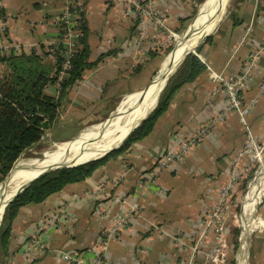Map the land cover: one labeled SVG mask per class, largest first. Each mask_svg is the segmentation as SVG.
Masks as SVG:
<instances>
[{
	"label": "crops",
	"instance_id": "1",
	"mask_svg": "<svg viewBox=\"0 0 264 264\" xmlns=\"http://www.w3.org/2000/svg\"><path fill=\"white\" fill-rule=\"evenodd\" d=\"M79 1L84 9L90 61L102 59L94 68L84 70L79 81L60 98V108L69 116H65L66 123L57 120V128L87 127L86 114L109 113L118 102L138 92L145 58L156 46L149 38L156 24L145 20L137 35L140 18L126 4L117 0ZM136 1L144 5L142 0ZM190 6L191 0H155L152 9L175 31L188 16ZM234 8L195 50L205 69L173 94L147 137L109 159L84 181L65 187L42 203L19 209L11 222L6 252H0V264H69L59 252L89 260L110 225L108 220L95 217L96 206L100 204L111 216L124 215L134 200L139 205L138 214L108 244L104 264H215L209 259L212 232L192 252L204 218L216 203L219 189L227 183L248 135L255 143H264V94H259L264 83V50L257 52L264 42V0H237ZM63 11L62 0H0L2 56L34 54L54 64L51 45L60 40L58 22ZM136 41L141 45L135 46ZM139 49L142 51L137 55ZM254 53L258 54L248 89L242 95L243 103L256 98L245 118L247 131L235 113H228L155 184L141 188V178L161 156L175 150L224 110L226 97L210 81L209 70L234 77ZM4 70L0 64V74ZM45 92L54 97L58 93L55 86H48ZM238 173L240 176L241 168ZM236 192L233 207L240 209L238 189ZM258 215L264 221V209ZM229 222L225 234L231 227ZM249 235L248 264H264V228ZM32 240L41 248L28 249ZM226 257L224 252L217 264H225Z\"/></svg>",
	"mask_w": 264,
	"mask_h": 264
},
{
	"label": "trees",
	"instance_id": "2",
	"mask_svg": "<svg viewBox=\"0 0 264 264\" xmlns=\"http://www.w3.org/2000/svg\"><path fill=\"white\" fill-rule=\"evenodd\" d=\"M202 1L197 0L198 4ZM78 30L80 37L77 40V50L70 60L71 67L67 77L60 82L59 97L56 99L47 96L44 89L47 84L56 81L52 73L58 72L59 66L53 70L55 65L43 62L34 54L0 57V64L5 67L4 72L0 74V181L7 176L21 154L44 136L42 124H45V128H49L54 123L60 97L79 81L84 70L94 68L100 63L102 56L94 62L90 61L84 20L79 23ZM60 47L58 50L61 49ZM153 55L150 54L151 57ZM55 56L54 63L60 65L63 61L61 54L56 52ZM204 69L205 67L194 54L185 56L177 71L168 79L159 95L155 109L117 149L83 165L50 171L14 198L5 207L1 218L0 252H6L11 222L20 208L29 204L42 203L65 187L84 181L109 159L118 156L133 143L147 137L157 119L167 110L173 94L183 85L192 82Z\"/></svg>",
	"mask_w": 264,
	"mask_h": 264
},
{
	"label": "built area",
	"instance_id": "3",
	"mask_svg": "<svg viewBox=\"0 0 264 264\" xmlns=\"http://www.w3.org/2000/svg\"><path fill=\"white\" fill-rule=\"evenodd\" d=\"M62 1L64 3V11L61 13L58 22L60 27V40L58 43L51 45L52 52L58 49L59 46H61L60 48L62 50L61 57L63 61L61 63V67L59 68L58 72L53 74L56 79V87L58 91L60 90V82L67 77L68 71L71 67L70 60L77 50V40L80 37L78 26L84 15L83 5L79 0ZM117 1L126 4L128 10H133L134 13H137L140 18V21L137 25L139 32L144 27L145 20H151L154 22V24H156L155 27L158 29H162L164 27L162 21L152 9V4L155 0H142L144 5L136 0ZM129 12L130 11H128V13ZM137 43L139 42L137 41ZM262 50H264V42L257 52ZM257 54L258 53L252 54L247 64L241 69L240 73L234 77H225L209 70L210 81L215 83L217 90L222 91L226 97V106L224 110L211 118L202 127L197 129L193 135L181 141L175 150L168 151L163 156H161L154 166L141 178V188L144 189L155 184L163 172L169 170L174 164L180 162L191 151L192 148H194L210 133L214 127L225 120V117L228 113H235L239 123L247 131L245 118L250 109L256 103V98H252L247 103H243L242 95L248 89L250 72L253 68ZM1 56L2 51L0 50V57ZM259 94H264V83L259 87ZM262 145H264V143H262ZM257 146L258 144L255 143L248 135L247 144L236 155V158L232 164L231 173L229 174V179L227 183L219 189L217 201L211 210L206 214L201 226V234L193 246L192 252H196L199 241L208 232H212L216 243L212 246L209 252V259L215 264L221 263L223 259L226 248L225 225L227 221L232 219L234 223H238L242 227V218L245 209V197L248 186L258 176L259 172L264 170L262 164L260 169L255 172L254 176L248 181L244 194H241L240 196L238 195L236 201L237 205L240 206V215L237 216L234 213L232 214L230 210L233 207L235 196L237 195V186L239 183V163L243 156L252 157V155L257 152ZM120 179L121 178H118L114 182V185H117ZM259 189L260 196L254 210V218L261 222V225L251 232L264 228V221L257 213L259 209H264V172L261 174ZM138 211L139 205L135 200L128 205V210L124 215L115 216H111L107 210H103L100 204H98L94 210L95 217L98 220H108L110 225L99 238V242L97 244V253L89 260H83L73 253L59 252V256L69 264H104L108 244L117 237L122 229L129 227L133 217L138 214ZM242 232L239 237V242ZM30 247L41 248L38 241L36 240H32L30 242L28 249Z\"/></svg>",
	"mask_w": 264,
	"mask_h": 264
},
{
	"label": "bare ground",
	"instance_id": "4",
	"mask_svg": "<svg viewBox=\"0 0 264 264\" xmlns=\"http://www.w3.org/2000/svg\"><path fill=\"white\" fill-rule=\"evenodd\" d=\"M225 6L226 0H205L198 7L197 15L189 25V30L180 38H177V44L173 52L163 60L161 70L150 82L149 91L146 94H141L140 90L125 97L117 108L116 118L92 127L90 131L78 136L75 140L54 144L52 150H56V152L52 153V150H50L45 154L46 160L34 169L37 172L29 169L33 164V160L17 163L16 169L13 171V179L7 190L0 191V214L4 203L21 186L35 178L39 174V170L53 165L82 163L100 157L111 148L116 147L141 117L152 110L155 105L157 90L163 85L165 78L176 68L185 51L194 47L201 38L210 35L215 30L223 17ZM67 150H71L68 156L63 154ZM77 154L81 156L76 159ZM262 164L264 169V161ZM263 172L264 170L260 171L248 186L242 218L243 232L240 239V248L235 256L236 264H245L248 249L247 237L252 230L261 225V222L254 218V210L260 196L259 185Z\"/></svg>",
	"mask_w": 264,
	"mask_h": 264
},
{
	"label": "rangeland",
	"instance_id": "5",
	"mask_svg": "<svg viewBox=\"0 0 264 264\" xmlns=\"http://www.w3.org/2000/svg\"><path fill=\"white\" fill-rule=\"evenodd\" d=\"M204 1L205 0H203L200 4H198L197 0H194V1L191 0V6H190V11L188 13V16L186 17V19L183 22H180V25L178 26V28L175 31H172L171 29H169L166 26L163 18H159L162 21L164 27L162 29L154 28L155 32L152 33V35L149 37L151 41L156 43V46H155V51L153 53L149 51L150 54H154V55L151 57L150 54H148V56L145 58V61H144L145 67H144V70L142 73L143 81L140 83V86H139L140 87L139 89L141 91L150 85V82L152 81L154 76L161 70L162 65L164 63L163 60H165L173 52V50L177 44V38L178 37L180 38L186 32L187 27L191 24V22L193 21V19L197 15L198 7ZM236 1L237 0H226V6H225L224 13H223V17L220 19L218 25L221 23V21H223V19H226L232 13V11L235 9L234 7L236 5ZM218 25H217V27H218ZM140 32H137L138 33L137 35H139ZM140 45L141 44L137 43V41L135 42V46H140ZM141 51H142L141 49H139V52L137 50V55H138V53L140 55ZM56 52L61 54L62 50L56 49L52 52V55L55 58V60H56V56H55ZM135 58H137V57H135ZM55 60H54V62H55ZM52 65L53 66L55 65L53 67V70H54V68L61 67V64L56 65V63H54ZM178 68L179 67L176 68L175 72L177 71ZM53 74H55V73H52V77L55 78ZM48 86H55L56 87V81L53 83L47 84L45 89ZM45 89H44V93L47 96L53 97L55 99H56V96H57V98L59 97V95H58L59 91L58 90H57V92H58L57 95L54 97V96H51L48 93H46ZM56 89H57V87H56ZM61 105L62 104L59 103V108L57 110V118L54 121V123L49 128L44 129V136L40 139V141L38 143H36L34 146H32L31 148L26 150L23 154H21V156L17 159V161L12 166L11 170L15 169L17 163H19V162L25 163L27 161H31V160H27V159H41V158H43L48 151L52 150V146L58 142L75 140L78 136L86 134L91 129L89 127L99 125V124L103 123L106 119H108L111 115H113L115 109L119 105V102H118V104L113 106L114 108H112V111H110L109 113L101 114L99 116H95V114H93V115L92 114H86L84 117V124L86 123L85 125H89L87 127L81 126L83 124H81V125L78 124V126H76V127H71V125L70 126L67 125V126H62L60 128H57V120H61V122L66 123L65 116L66 117L69 116L68 114H66L65 109L60 108ZM63 105H64V107L67 106L65 104V102H63ZM263 161H264V145H262V144H258L257 152L254 153L252 155V157H248V156L242 157V159L239 163V166H238L239 168H241V174L239 176V183L237 186L239 196L241 194H244L246 186L248 184V181L254 176L255 172H257L260 169V166L262 165ZM11 170L9 171L7 176L3 180L0 181V191H2V192L6 191L8 186H9L7 183L8 182L7 179H8V176H9ZM230 211L232 214L234 213L237 216L240 215V212H241L240 209L237 207L236 208L232 207ZM1 218H2V216H1ZM0 222H1V219H0ZM229 223L231 224V227L229 228L227 234H225L226 248H225L224 252H226V254H227L225 264H230L231 262L233 264H236V257L235 256L237 255L239 248H240V242L237 239V236H238V238L240 237V234L242 232L241 231L242 227L238 223H234L232 219H230ZM233 225H235L236 227L239 226L238 227L239 231H238V229H234V227H232ZM202 240H203V238L199 241V243H198L199 245H197V246L201 245ZM249 240H250V235L247 237L248 249H247V259H246L245 264H248ZM215 243L216 242L213 238L212 245H211V247H209L210 248L209 252Z\"/></svg>",
	"mask_w": 264,
	"mask_h": 264
},
{
	"label": "water",
	"instance_id": "6",
	"mask_svg": "<svg viewBox=\"0 0 264 264\" xmlns=\"http://www.w3.org/2000/svg\"><path fill=\"white\" fill-rule=\"evenodd\" d=\"M189 30V26L187 27V29H186V32ZM185 32V33H186ZM184 33V34H185ZM209 35H206L205 37H203V38H201L198 42H197V44L194 46V47H192V48H190L188 51H185V53L183 54V57L180 59V61H179V63H178V65L176 66V68L177 67H179V65L182 63V61H183V59L185 58V56H187L188 54H195V50H196V48L198 47V45L206 38V37H208ZM176 68L172 71V73L169 75V76H167L166 78H165V81H164V83H163V85L157 90V94H156V98H155V105H154V107L152 108V110H150V112H148L147 114H145V115H143L142 117H141V119L137 122V124L136 125H134L130 130H129V132L127 133V135L123 138V140L116 146V147H113V148H111L110 150H108L107 152H105L103 155H101L100 157H97V158H94V159H91V160H87V161H85V162H82V163H78V164H66V165H53V166H51V167H48V168H44V169H41V170H39L38 172H39V174L35 177V178H33L32 180H30L29 182H27L26 184H24L23 186H21L19 189H18V191H16L14 194H13V196H11V198L10 199H8L5 203H4V205H3V209H2V212H1V216H2V214H3V211H4V209H5V207L14 199V198H16L19 194H21L31 183H33L34 181H36L37 179H39L40 177H42L43 175H45V174H47L48 172H50V171H54V170H56V169H59V168H73V167H76V166H79V165H83V164H86V163H88V162H91V161H95V160H98V159H100V158H102V157H104L105 155H107L109 152H111V151H113V150H115V149H117L123 142H124V140L130 135V133L134 130V129H136L139 125H140V123L142 122V121H144L147 117H148V115L155 109V107H156V104H157V101H158V98H159V95L161 94V92H162V90L164 89V87H165V85H166V83H167V81H168V79L174 74V72H175V70H176ZM150 87H151V85H149V86H147L145 89H143L142 91H140V93L142 94H146L148 91H149V89H150ZM120 105V104H119ZM119 105H118V107H119ZM117 107V108H118ZM117 108L115 109V111H114V113H113V115H111L108 119H106L104 122H107V121H109V120H112L113 118H116L117 117ZM45 124H42V129H45ZM81 133V132H80ZM79 133V134H80ZM52 153H54V152H56V150H52L51 151ZM70 153H71V150H67L66 152H64L63 154L64 155H70ZM83 154H84V152H82ZM81 153V154H82ZM81 155L80 154H77L76 155V159L78 158V157H80ZM75 159V160H76ZM27 160H33V164H31V166L29 167V169H30V171H33V172H37V170H34V169H36L42 162H44L45 160H46V157L44 156L43 158H41V159H27ZM16 169V168H15ZM15 169H13V170H11V172H10V174H9V176H8V179H7V183H8V185H10V183H11V181H12V179H13V171L15 170ZM17 172V171H16ZM1 216H0V219H1Z\"/></svg>",
	"mask_w": 264,
	"mask_h": 264
}]
</instances>
